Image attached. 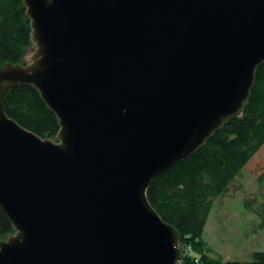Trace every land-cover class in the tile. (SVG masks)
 Masks as SVG:
<instances>
[{
  "label": "water",
  "instance_id": "1",
  "mask_svg": "<svg viewBox=\"0 0 264 264\" xmlns=\"http://www.w3.org/2000/svg\"><path fill=\"white\" fill-rule=\"evenodd\" d=\"M31 57L0 67V264H179L151 182L238 115L264 63V0H23ZM24 59V58H23ZM33 86L43 140L3 98Z\"/></svg>",
  "mask_w": 264,
  "mask_h": 264
},
{
  "label": "trees",
  "instance_id": "2",
  "mask_svg": "<svg viewBox=\"0 0 264 264\" xmlns=\"http://www.w3.org/2000/svg\"><path fill=\"white\" fill-rule=\"evenodd\" d=\"M31 46V25L23 0H0V67L21 64ZM2 105L6 116L25 130L43 140L57 141L58 119L33 86L8 90ZM263 146L264 63L255 71L242 111L225 121L191 157L155 178L148 187V202L177 231L179 264H264V252H254L248 262L218 259L202 238L212 203L228 192ZM262 181L259 177L260 185ZM254 202L256 197L246 205L260 219L258 227L264 229V200L253 210ZM14 234L0 209V242Z\"/></svg>",
  "mask_w": 264,
  "mask_h": 264
},
{
  "label": "rangeland",
  "instance_id": "3",
  "mask_svg": "<svg viewBox=\"0 0 264 264\" xmlns=\"http://www.w3.org/2000/svg\"><path fill=\"white\" fill-rule=\"evenodd\" d=\"M30 57L27 51L23 62ZM254 197L253 210L264 200V146L228 192L212 203L202 236L210 254L223 261L248 262L254 252H264V229L258 227L260 219L246 205Z\"/></svg>",
  "mask_w": 264,
  "mask_h": 264
}]
</instances>
